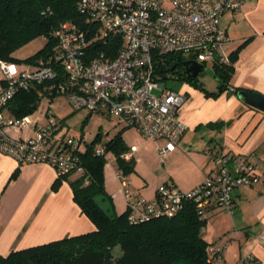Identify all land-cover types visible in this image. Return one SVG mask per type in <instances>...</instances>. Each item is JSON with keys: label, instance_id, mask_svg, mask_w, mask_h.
I'll list each match as a JSON object with an SVG mask.
<instances>
[{"label": "built area", "instance_id": "1", "mask_svg": "<svg viewBox=\"0 0 264 264\" xmlns=\"http://www.w3.org/2000/svg\"><path fill=\"white\" fill-rule=\"evenodd\" d=\"M243 0H77L81 24L64 21L55 30L58 39L52 65L18 69L16 63L0 60L5 85L0 91V152L11 155L19 164L46 163L57 177L82 172L77 153L79 137L64 136L57 140L59 122L51 116L37 124L30 115L7 117L3 109L20 90L45 84L55 94H66L76 109L123 117L149 139H164L158 147L163 158L175 149L186 123L178 114L187 96L166 87L156 68H167L166 57L184 60L230 62L225 50L229 37L220 25L225 12L241 10ZM96 42L109 45L108 51L93 50ZM94 51V52H93ZM227 91L235 89L228 86ZM34 125L32 134L20 136V130ZM17 131L10 135L9 131ZM136 147L121 158L129 162ZM93 153L105 154L106 146H94ZM205 153L213 167L203 180L190 189L172 181L160 184L152 199L135 196L125 173L118 168L128 219L132 223L151 217L174 216L186 201L196 205L201 219L212 208L234 211L236 189L261 180L256 163L249 155L238 156L219 147ZM205 230V223L201 231ZM230 243H210L208 255L221 259ZM258 260L251 254L234 264H251Z\"/></svg>", "mask_w": 264, "mask_h": 264}, {"label": "crops", "instance_id": "2", "mask_svg": "<svg viewBox=\"0 0 264 264\" xmlns=\"http://www.w3.org/2000/svg\"><path fill=\"white\" fill-rule=\"evenodd\" d=\"M220 25L229 37L225 50L229 55H235L227 84L236 90L209 95L206 91H217L218 82L207 88L196 83L197 80H186L176 89L187 96L178 111L187 128L175 149L164 156L165 166L159 167L163 181L150 175L142 154L143 142L127 137L128 129L122 128L125 144L129 149L136 147L129 161L133 163L132 174L126 178L129 184L136 183L134 189L130 186L135 196L152 199L156 188L166 181L185 190L200 183L213 167L212 159L205 153L206 148L215 146L234 155H249L258 167L261 180L235 190L233 213L220 208L209 210L202 236L209 243L221 244L226 238L230 239L222 249L219 264H234L249 254L259 264H264V110L238 96L240 90L264 95V0H243L240 11L225 12L221 16ZM4 85L0 66V91ZM3 113L7 117L15 116L10 104L5 106ZM30 115L38 117V124H43L48 112L38 105ZM117 118L123 127L128 126L123 117ZM134 130L140 133L136 128ZM9 134L18 133L10 130ZM19 134L29 136L32 129L26 127ZM64 136L57 132L55 138L59 140ZM151 140L158 154V147L164 146L166 141ZM117 169L115 156L111 154V159L104 165L105 189L116 212H123L126 201L116 177ZM56 180L52 166L19 164L11 155L0 152L1 254L95 229L74 201L69 183L66 180L56 183Z\"/></svg>", "mask_w": 264, "mask_h": 264}, {"label": "trees", "instance_id": "3", "mask_svg": "<svg viewBox=\"0 0 264 264\" xmlns=\"http://www.w3.org/2000/svg\"><path fill=\"white\" fill-rule=\"evenodd\" d=\"M81 17L77 0H0V60L14 62L18 69L52 65L58 70L54 59L58 44L55 30L64 21L81 24ZM41 36L46 39L41 48L27 57L17 56L18 49ZM109 48L102 42L93 45V50L108 51ZM229 57L228 64L214 63L219 78L218 90L206 91V94L216 95L227 89L235 55ZM182 61L178 56L169 55L165 62L169 66ZM166 70L162 65L156 68L159 79H163ZM181 75L184 80H196L189 79L185 72ZM54 94L45 84H34L18 91L8 104L15 117H22L34 112L43 95ZM121 132L122 129L102 143L106 146L105 154L93 153V143L80 147L77 153L82 172L56 180V183L61 180L69 183L74 201L95 229L11 250L5 255L0 253V264H219L207 253L206 247L210 243L201 231L206 218L199 217L192 201H186L174 216L151 217L136 223L129 221L126 207L121 213L115 210V216L111 218L94 202L93 197L98 193L107 195L112 201L104 182L108 153L115 156L117 167L125 174L133 170V163L121 158V154L129 150ZM16 173L17 170L12 176ZM116 246L120 248L119 255L113 253ZM251 264H259V261Z\"/></svg>", "mask_w": 264, "mask_h": 264}, {"label": "rangeland", "instance_id": "4", "mask_svg": "<svg viewBox=\"0 0 264 264\" xmlns=\"http://www.w3.org/2000/svg\"><path fill=\"white\" fill-rule=\"evenodd\" d=\"M45 42L46 39L44 37H38L18 49L16 54L19 57H27L41 48ZM216 73L213 61H204L203 68L196 77V83L204 85L207 88L214 86L219 80ZM181 76L179 72L169 73L166 78L162 79V83H164L166 87L176 90L184 82H187ZM39 103V108L42 111L47 109L48 116L46 119L51 116L55 120H58L59 135L64 134L66 136L79 137L81 140V148H84L86 143H93L94 146H99L122 128H127V137H132L135 140L139 139L143 142L142 154L146 160V165L148 166L152 178H159L160 181H163L162 170H160L159 167L165 166V162H167L165 157L163 159H160L159 156L157 157L158 154L157 150H155L156 147L153 140L144 138L140 133L134 130L135 128L132 126L123 127L122 122L118 120L117 117L108 116L106 113L90 112L83 108L76 109L70 104L66 94L45 95L41 98ZM30 117L33 121L40 120L38 117H32L31 115ZM29 127L33 130L34 125ZM111 154L112 153L107 154V160L111 159ZM183 172L184 171H182V173ZM130 173L132 174V171L126 173L125 176H128ZM129 186H132L134 189L136 183L130 182ZM121 212L118 211L117 213ZM113 253L114 255L120 254L119 246L113 249Z\"/></svg>", "mask_w": 264, "mask_h": 264}, {"label": "water", "instance_id": "5", "mask_svg": "<svg viewBox=\"0 0 264 264\" xmlns=\"http://www.w3.org/2000/svg\"><path fill=\"white\" fill-rule=\"evenodd\" d=\"M181 64L184 66V72L189 79H195L203 68V63L197 60H184L181 62ZM172 68L173 66L169 67V69ZM166 77L167 75L163 74L162 78L164 79ZM238 96L248 104L264 110V95L240 90L238 91ZM93 200L108 217L113 218L115 216L113 203L107 195L98 193L93 197Z\"/></svg>", "mask_w": 264, "mask_h": 264}, {"label": "flooded vegetation", "instance_id": "6", "mask_svg": "<svg viewBox=\"0 0 264 264\" xmlns=\"http://www.w3.org/2000/svg\"><path fill=\"white\" fill-rule=\"evenodd\" d=\"M173 66L172 69H169V67ZM166 75H168L169 73H174V72H179L180 74H184V66L181 63L178 62H174L171 63L169 66H167L166 68ZM186 75V74H185Z\"/></svg>", "mask_w": 264, "mask_h": 264}]
</instances>
